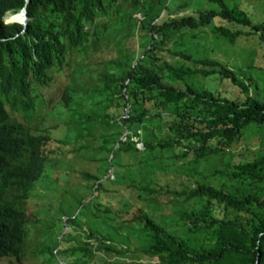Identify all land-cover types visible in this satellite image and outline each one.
Returning a JSON list of instances; mask_svg holds the SVG:
<instances>
[{
    "label": "trees",
    "instance_id": "1",
    "mask_svg": "<svg viewBox=\"0 0 264 264\" xmlns=\"http://www.w3.org/2000/svg\"><path fill=\"white\" fill-rule=\"evenodd\" d=\"M166 1L0 0V100L10 83L29 91L31 84L25 80L23 66L31 61L33 51L41 55L53 48L61 55L69 48L79 51L96 39L92 36L98 37L111 26L120 34L137 26L139 33L133 48L124 46L120 50L119 42L113 45L107 43L110 39L104 40L108 48L116 49L112 62L123 70L94 68L91 84L71 82L63 99L67 116L57 121L50 137L60 146L52 148L56 161L74 151L90 153L87 161L78 162L79 167L73 163L76 158L59 163V167L56 164L54 170L60 172L54 177L61 181L64 176L76 204L79 197L73 190L77 185L80 188L79 179H84L81 184L89 194L87 200L93 202L86 205L82 221L87 223V237H94L98 243L80 239L66 248H55V242H25L26 231L20 223L41 220L27 214L25 188L41 172H49L44 166L47 155L42 150L49 137L39 136L38 147L35 142L27 143L28 152L18 169L0 173V177L14 178L0 190V203L5 207L0 211V258L24 257L30 261L41 259L36 261L38 264H59L61 257L64 264H90L94 254L101 252L156 257L151 264H264V146L251 158L232 163L227 171L229 185L202 180L181 189L161 183L165 166L150 161L148 155L157 147H171L173 157L191 155L186 164L192 165L231 146L249 125L264 124V98L254 92L257 83L252 77L219 57L194 55L195 50H186L185 45L190 38L198 40L196 36L207 27L215 37L222 36L231 43L239 35L255 34L264 44V24L253 21L231 0H209L215 3L211 8L176 15H172L173 8L168 9ZM187 2L182 0L178 8ZM24 6L26 27L19 21H4L5 11H18ZM161 11L166 13L159 16ZM14 19L23 20V14L8 17ZM79 71L75 68L73 73ZM199 75H214L220 81L230 79L239 87V93L233 96L213 86L200 88L194 83ZM126 102L129 115L119 120ZM161 120L167 121L169 131L158 135L153 126ZM0 125L11 143L17 134L2 102ZM125 127L128 138L122 141L119 136ZM132 134L142 140V148L130 139ZM89 139L93 142L90 145ZM63 146L71 148L63 151ZM129 150L144 154L128 161L127 165H133L131 170L116 171L115 157ZM110 152L113 155L109 158ZM8 155L0 150V156L9 163ZM90 162L94 165L87 168ZM144 162L150 165L146 167ZM110 167L112 177L106 173ZM69 172L72 176L67 181ZM59 206L65 212L64 206ZM217 209L220 214L215 213ZM117 217L121 222L116 224ZM111 264L121 263L116 259Z\"/></svg>",
    "mask_w": 264,
    "mask_h": 264
},
{
    "label": "clouds",
    "instance_id": "2",
    "mask_svg": "<svg viewBox=\"0 0 264 264\" xmlns=\"http://www.w3.org/2000/svg\"><path fill=\"white\" fill-rule=\"evenodd\" d=\"M22 8L18 11L7 10L9 12L5 11L4 14L7 17L10 14L20 13ZM162 14L163 11L160 12L159 16ZM135 15L142 17L140 12H136ZM27 19L28 16L23 20L14 19L9 21H19L24 27H26ZM136 27L137 26H135L133 30L126 31L124 34H120L121 32H117L111 26L110 30L107 29L105 33H100L98 37L92 36V38L96 39L91 44L85 46L79 51H76L74 48H69L68 50L65 49L63 55L60 54L58 49L54 48L45 55L39 53L36 54L33 51L31 61H28L23 66V73L26 75L25 80L31 84L29 91L24 92L22 89L14 87L11 83L9 87L4 89L6 95L0 100V102H2L3 108L6 111L7 120L14 126V131L17 134V137L9 143V136L2 130L0 125V150L8 152L9 155L7 160H10L9 163L5 162L6 158L0 156V164L3 165L0 167V173L9 171V169H11V171L18 169L28 152L27 143L31 144L35 142L38 147L39 139L37 137H49V139H46L42 144V150L44 154L47 155L44 166H46V170L48 169L49 172H41L38 178L34 181H30L25 188L24 198L26 200L25 205L27 214H32L33 218L41 219L40 221L26 219L20 223V226L26 231V234H24V237H26L25 242L29 241V243H34L39 241H50L51 244L54 242L57 244L55 248H66L77 243L78 240L80 241V239H83L84 237L83 240L92 241V239H94V237H87L85 233L87 227L86 223H84V227L77 223L78 212H81L83 208L82 199H79L77 207L71 214L66 213L68 206H64L65 212L61 211L60 221L62 225L59 230L56 229L55 220H52L51 207L53 205L59 206L62 201L72 202L68 189V185L70 184L68 183L66 185V182H64L65 180H63L64 176H62L61 181H56L57 179L54 177L60 172L58 169H56L57 171L54 170L56 164H58L57 166L59 167V163L62 165L67 163L70 159H74L75 156L81 155L82 150L69 153L67 156H64V158L61 157L60 160L56 161L52 156V148L57 145V140L50 139V137L54 134L55 127L58 124L57 121L64 119L68 113V107L63 100L65 98V89L70 88L69 85L71 82L78 85L81 84L82 86L91 84V77L94 68L103 70V68L106 67L109 72H115L117 69L123 70L119 64L112 62V58L116 55V49L108 48L107 43L111 42L114 45V42H119L120 50L121 47L124 46H126L127 49L136 47L139 38L138 28ZM107 38L110 40L105 43L104 40ZM129 38H132L135 43L131 47L127 45V40ZM75 68L80 69V71L73 73ZM123 95L127 97V92L125 90ZM128 107L129 103L126 102L125 106H123L122 112L118 116L119 120L128 117ZM123 134L126 135V138L121 137ZM119 138L122 141H125L128 138L126 127ZM130 139L135 141L136 144L137 139L140 138L137 135L132 134L130 135ZM88 143L90 145V143L92 144L93 142L89 139ZM136 146L142 148L143 144L141 147L137 144ZM58 147L60 146H56V148ZM61 148H64V146ZM70 148L71 147H66L63 151H67ZM112 155L113 152H110L109 158L112 157ZM14 163L16 164V167H14ZM106 173L112 177V168L110 167ZM15 176L17 177V175ZM70 176L72 175L69 172L67 181L70 180ZM10 181H14V178L9 175L0 177V190H4L6 184ZM77 191L82 192V190H73L76 197L79 193ZM3 208L5 207L0 203V211ZM43 213H47V215L44 216ZM13 221L15 220L13 219ZM10 227H8V229L14 235L13 230ZM52 232L54 233L51 234ZM21 237H23V235H21ZM0 259L4 260V264H11L12 262L13 264H25L32 262L29 258L23 260L24 257H22L17 260L14 256H3ZM39 260L41 261V259H36V261ZM58 263L64 264L65 260L58 257Z\"/></svg>",
    "mask_w": 264,
    "mask_h": 264
},
{
    "label": "rangeland",
    "instance_id": "3",
    "mask_svg": "<svg viewBox=\"0 0 264 264\" xmlns=\"http://www.w3.org/2000/svg\"><path fill=\"white\" fill-rule=\"evenodd\" d=\"M182 0H167L166 3L168 4V9L172 10V15L182 14L184 12H193L196 14L195 8H203V7H213L215 5L214 2L209 0H187V5L185 7H179L178 4L181 3ZM233 2H237L240 7H242L252 18L255 22H262L264 24V0H231ZM176 5V6H175ZM9 12V11H7ZM6 12V13H7ZM166 13V11H163ZM8 14V13H7ZM6 14V15H7ZM15 14H10L7 17L3 16L5 21H9L8 17H11ZM204 29V28H203ZM192 33L188 30V35ZM197 39L190 38L188 41H185V45L187 47L186 50H195L194 55H202V56H214L219 57L223 61L228 62L232 67L237 68L241 73L249 74L253 81L257 83L256 87L254 88V92L257 93L260 97L264 98V44L259 39V37L255 34H248V35H239L237 36L236 40L231 43L228 42L222 36L215 37L210 30L209 27L204 29V32L198 34L196 36ZM191 39L197 40L198 42H192ZM127 40V39H126ZM197 43V44H196ZM126 44V42H125ZM135 43L133 42L132 38L127 40L128 46H133ZM185 47V46H184ZM195 47V48H194ZM251 64L252 66H248ZM246 74V75H247ZM198 87H207L211 88H219V90L223 89L229 92L233 96H237L239 93V87L234 84L230 79H224L222 81L219 80L217 76H202L199 75L197 80L194 82ZM200 87V88H201ZM166 120H161L157 123V125L153 126L155 132L160 135L162 133H168V125ZM156 134V135H157ZM264 139V124H251L243 130V135L234 140L231 146L225 147V149L217 152L208 154L206 157L199 160L197 163L194 164H186L188 160H190L191 155L185 158L175 156L173 157V149L171 147L155 148L151 153H149V159L153 162H159L160 165L163 164L164 171L162 172L161 183L165 186L167 184L170 188L177 187L181 189L185 187L187 184L193 186L197 183V181H208L211 184L215 185H229L231 183V179L227 173L228 170L231 169L232 163L236 162L237 160L241 159H248L254 156L258 150H260L264 144L262 140ZM198 144L199 142L193 140L192 143ZM215 143L216 140H213ZM91 144V143H90ZM81 155L75 156L76 167H79V161L85 162L87 161V157L89 156V152H85L83 150ZM97 154V153H96ZM144 154V151H132L129 150L128 152H122L120 156H116L114 159L115 168L117 171H121L122 169L127 171L132 169L133 165L129 164L128 161H132L134 156ZM102 157V152L100 151V158ZM189 158V159H188ZM118 159V160H117ZM127 161V162H126ZM101 162V161H100ZM99 163V160H98ZM124 163L126 164L124 166ZM146 167L149 162L143 163ZM94 165L93 162H90L87 165V168H92ZM103 164H101L102 166ZM129 169V170H128ZM135 169V168H134ZM153 174V171L151 172ZM184 175V176H183ZM186 175V176H185ZM192 178L189 179V176ZM127 178V176L125 177ZM128 179V178H127ZM84 179L81 177L80 179V188H77V191L81 192L80 195H77L79 199H82L83 208L82 211L78 212V220L81 221L82 227H84V222L82 221L83 218V210L85 209L86 205L92 203L93 200L88 202V192L85 191V188L82 186L81 182ZM83 183V182H82ZM134 190V189H133ZM87 192V193H86ZM84 194V195H82ZM167 195V194H166ZM163 195V198L166 196ZM91 198V197H90ZM60 205L67 207L68 210L66 211L67 214H71L73 210L77 207L78 204L68 201L60 202ZM51 216L52 220L56 222V229L59 230L60 226L62 225L60 221L61 210L60 206L53 205L51 207ZM170 208L166 210L168 215H170ZM76 212V211H74ZM215 213H219L220 211L217 209ZM114 222L120 223V218H115ZM87 224V223H86ZM106 226H102V229H105ZM85 238V237H84ZM83 238V239H84ZM92 243L97 244L98 242L96 239H92ZM120 261L121 264H126L131 262V264H151L155 262L157 259L156 257L153 258H146L138 253H129V255L121 254L117 255L116 253H105L102 254L101 252H97L94 254L93 258L90 261V264H111V261L115 260ZM4 260L0 259V264L3 263ZM25 264H38L36 261L28 262Z\"/></svg>",
    "mask_w": 264,
    "mask_h": 264
},
{
    "label": "built area",
    "instance_id": "4",
    "mask_svg": "<svg viewBox=\"0 0 264 264\" xmlns=\"http://www.w3.org/2000/svg\"><path fill=\"white\" fill-rule=\"evenodd\" d=\"M126 114V113H125ZM122 138H126V135L125 134H123L122 136H121ZM136 144L138 145V146H142V141L140 140V139H137V141H136Z\"/></svg>",
    "mask_w": 264,
    "mask_h": 264
},
{
    "label": "water",
    "instance_id": "5",
    "mask_svg": "<svg viewBox=\"0 0 264 264\" xmlns=\"http://www.w3.org/2000/svg\"><path fill=\"white\" fill-rule=\"evenodd\" d=\"M20 13H23L24 18L27 17V14H26V8H25V7L22 8V10L20 11Z\"/></svg>",
    "mask_w": 264,
    "mask_h": 264
},
{
    "label": "bare ground",
    "instance_id": "6",
    "mask_svg": "<svg viewBox=\"0 0 264 264\" xmlns=\"http://www.w3.org/2000/svg\"><path fill=\"white\" fill-rule=\"evenodd\" d=\"M23 14V13H17L16 15ZM24 16V15H23Z\"/></svg>",
    "mask_w": 264,
    "mask_h": 264
}]
</instances>
